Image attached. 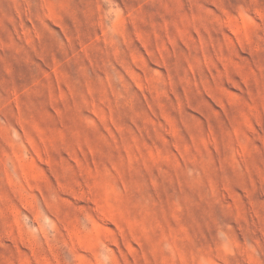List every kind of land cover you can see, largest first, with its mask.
Returning a JSON list of instances; mask_svg holds the SVG:
<instances>
[{"label":"rangeland","instance_id":"rangeland-1","mask_svg":"<svg viewBox=\"0 0 264 264\" xmlns=\"http://www.w3.org/2000/svg\"><path fill=\"white\" fill-rule=\"evenodd\" d=\"M0 264H264V0H0Z\"/></svg>","mask_w":264,"mask_h":264}]
</instances>
